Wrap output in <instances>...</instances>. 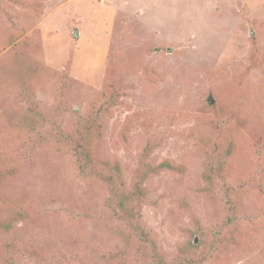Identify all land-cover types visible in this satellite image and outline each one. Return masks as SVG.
Segmentation results:
<instances>
[{
    "label": "rangeland",
    "instance_id": "1",
    "mask_svg": "<svg viewBox=\"0 0 264 264\" xmlns=\"http://www.w3.org/2000/svg\"><path fill=\"white\" fill-rule=\"evenodd\" d=\"M93 118L123 210L56 142ZM211 120L236 143L230 198L203 178ZM12 158L0 220L28 219L0 230V264L9 243L16 264H34L30 247L47 264H139L117 218L133 206L168 262L264 264V0H0V160Z\"/></svg>",
    "mask_w": 264,
    "mask_h": 264
},
{
    "label": "trees",
    "instance_id": "2",
    "mask_svg": "<svg viewBox=\"0 0 264 264\" xmlns=\"http://www.w3.org/2000/svg\"><path fill=\"white\" fill-rule=\"evenodd\" d=\"M221 124L223 123L220 121L211 120L208 125V129L215 133L218 138L215 141H210L209 138L204 140V158L206 159V165L209 169L204 171L203 178L212 188L223 190L227 194V197L230 198L239 191L229 188L225 183L222 161L225 157L229 158L236 151V143L231 136L232 134H229L228 138L225 137L224 127L220 126ZM103 139L102 128L100 124H98V120L93 118L88 124H82V126L80 124L70 134L57 135L56 142L60 145H68L72 151L74 150L76 167L81 176L94 177L98 182L109 187L110 195L108 199L110 203L108 202L107 205L114 207V202H117V207L123 210L122 207L126 208V204L120 202L122 192L115 181L120 179L121 166L118 161L102 162L100 159L102 156L99 154H101L100 147H102L101 143ZM148 153L149 151H145L143 154L148 155ZM22 155L21 153L20 157H22ZM14 164L15 161L13 158L9 159L7 162L3 159L0 160V187L5 186L13 179L15 173ZM161 167L167 170H179L182 168L170 162L162 163ZM1 199H3V196L0 197V200ZM121 201L124 203L125 199ZM120 204L122 205L120 206ZM229 206L233 215H229L228 220L223 224L227 228L232 226L233 221L238 219L234 215L236 211L232 204H229ZM139 211L133 206L128 212H124V215H121L122 212H120V214L118 213L117 217L128 230L130 238L134 240L133 256L139 264H196V262L189 257H182L180 260L178 259L171 262L166 261L160 254L150 233L139 223ZM27 219V215L24 212L14 213L6 220H0V230L4 231L5 234L12 233L16 228V223L22 220L27 221ZM230 238V241L233 243L235 237L230 236ZM212 240L211 248L217 250L224 244L225 237H214ZM227 244L229 243L227 242ZM24 251H26V255L34 264H47L46 261L43 260L44 254L40 255L41 251L31 249V247ZM5 253L7 255V264H16L23 259L22 248L21 246L17 247V244H7ZM125 256L126 251L122 249L114 258L121 259Z\"/></svg>",
    "mask_w": 264,
    "mask_h": 264
},
{
    "label": "water",
    "instance_id": "3",
    "mask_svg": "<svg viewBox=\"0 0 264 264\" xmlns=\"http://www.w3.org/2000/svg\"><path fill=\"white\" fill-rule=\"evenodd\" d=\"M251 35H254V32H252L251 33ZM208 102H209V104H214V99H213V97H210L209 99H208Z\"/></svg>",
    "mask_w": 264,
    "mask_h": 264
}]
</instances>
